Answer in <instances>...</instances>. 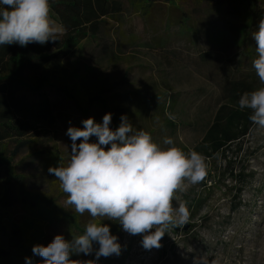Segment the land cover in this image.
Returning <instances> with one entry per match:
<instances>
[{
	"label": "rangeland",
	"instance_id": "374dc122",
	"mask_svg": "<svg viewBox=\"0 0 264 264\" xmlns=\"http://www.w3.org/2000/svg\"><path fill=\"white\" fill-rule=\"evenodd\" d=\"M122 1L124 12L117 22L111 19L104 35L82 42L63 62L69 83L63 80L57 89H44L56 122L35 145L10 159L21 177L17 200L9 211L13 219L24 214L20 199L25 191L50 198L65 213L76 214L57 178L48 172L51 154L60 161L56 167L69 161V127L83 128L82 121L90 117L102 123L106 113L121 120L127 111L134 130L150 133L161 147H167L163 141L171 137L189 153L224 104L223 87L253 67L243 53L244 47L246 53L249 47L256 51L253 35L242 23L228 26L224 11L212 2L173 0L135 12L131 0ZM253 7L264 15V0H256ZM242 12H247L246 4ZM49 15L58 24L51 11ZM26 96L29 102L36 101L35 96ZM97 141L90 137V142ZM241 144L239 152L228 154L227 170L228 162L221 159L213 168L205 157L207 173L219 169L225 179L210 197H206L210 187L206 177L195 185L186 182L185 190L176 193L174 209L183 203L190 212L187 199L197 195L202 206L186 225L170 226L159 249L147 250L142 235L121 230L117 236L121 254L100 264H194L202 257L209 264H264V129L254 125ZM13 148L14 143H9L7 152ZM79 216L85 226L91 220L87 212ZM45 233L52 239L58 234L65 238L64 223L49 224ZM6 237L3 233V242Z\"/></svg>",
	"mask_w": 264,
	"mask_h": 264
},
{
	"label": "clouds",
	"instance_id": "9594fccd",
	"mask_svg": "<svg viewBox=\"0 0 264 264\" xmlns=\"http://www.w3.org/2000/svg\"><path fill=\"white\" fill-rule=\"evenodd\" d=\"M49 13L50 0H0V46L56 42L65 29ZM253 39L258 58L252 63L261 86L241 94L238 106L250 110L249 120L264 129V19L259 21ZM111 121L112 114L106 113L102 123L90 117L82 121L83 128L67 129L72 142L69 161L66 166L49 167L48 172L67 194V204L79 215L87 212L91 220L84 233L71 241L58 234L46 246L34 245L33 255L42 258L39 264H97L100 257L119 256L118 237L101 219L117 222L131 235H142L141 243L147 250L162 246L170 226L188 223L187 207L181 203L174 209L173 200L177 192L185 190L186 182L195 185L205 179V157L195 150L185 153L171 137L163 141L167 147L159 146L150 133L134 130L124 115L115 130L110 128ZM92 136L98 141L90 142ZM93 242L98 243V249L93 248ZM73 253H94L95 260H72ZM25 261L33 264L31 257ZM194 264L209 262L202 257Z\"/></svg>",
	"mask_w": 264,
	"mask_h": 264
},
{
	"label": "trees",
	"instance_id": "16d2710c",
	"mask_svg": "<svg viewBox=\"0 0 264 264\" xmlns=\"http://www.w3.org/2000/svg\"><path fill=\"white\" fill-rule=\"evenodd\" d=\"M172 1L131 0L129 4L138 12L154 3L171 4ZM198 1L215 4L218 10L224 11V19L228 26L233 28V23L236 27L242 23V27L247 28L249 36L258 31L259 21L264 19V15L254 12L253 4L256 0ZM244 4L247 8L246 13L242 12ZM50 11L58 24L65 29L64 33L57 35L56 42L49 41L44 45L29 43L23 47L19 44L0 46V264H26V257H31L33 264H39L42 258L33 255L32 247L36 244L46 246L53 240L46 235L45 229L54 222L64 223L65 240L68 241L85 231L79 214L65 213L55 205L54 200L28 191L23 192L20 199L24 214L18 220L13 219L9 211L17 200L16 190L21 177L10 159L18 155L22 149L35 145L40 135L49 132L54 126L55 112L44 89H57L63 80L64 83H69L70 77L65 75L63 62L83 41L96 40L100 35H104L108 31L110 20L117 22V18L124 12V4L122 0H50ZM249 50V53H246L244 47L243 53L248 57V63H252L258 58V53L251 47ZM260 86L259 78L252 67L223 87L224 104L216 112L201 142L194 148L212 161L213 168H217L219 160L222 159L228 162L227 170L231 161V159L227 161L228 154L233 155V151H240L241 139L248 135L254 124L249 120L251 111L240 110L239 96ZM26 93L35 96L36 101L29 102ZM64 93L69 96L67 91ZM112 123L115 130L121 120L112 114ZM9 143H14V148L8 153ZM182 150L187 153L186 149ZM51 161L52 167H56L60 162L55 154H51ZM212 171V175L207 173L206 176L208 179L206 182L210 183V187L205 186L206 197H210L212 189L220 187L221 183L225 184L220 170ZM187 200L189 218L192 219L199 212L202 199L197 195ZM102 223L110 226L113 235L118 236L121 233L122 226L117 222ZM3 233H7L4 242ZM98 247V243L93 242V248ZM70 259L84 262L95 260V255L73 253ZM106 260L109 259L100 257L97 264Z\"/></svg>",
	"mask_w": 264,
	"mask_h": 264
},
{
	"label": "crops",
	"instance_id": "0c3cea01",
	"mask_svg": "<svg viewBox=\"0 0 264 264\" xmlns=\"http://www.w3.org/2000/svg\"><path fill=\"white\" fill-rule=\"evenodd\" d=\"M84 42V41H83Z\"/></svg>",
	"mask_w": 264,
	"mask_h": 264
}]
</instances>
